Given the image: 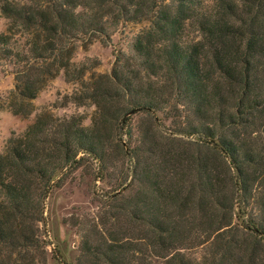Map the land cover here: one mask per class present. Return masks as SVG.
Instances as JSON below:
<instances>
[{
	"label": "trees",
	"instance_id": "obj_1",
	"mask_svg": "<svg viewBox=\"0 0 264 264\" xmlns=\"http://www.w3.org/2000/svg\"><path fill=\"white\" fill-rule=\"evenodd\" d=\"M0 14L21 99L61 71L94 105L89 125L44 113L6 139L0 264L42 257L44 199L83 156L102 169L131 159V191L107 195L109 218L82 234L75 264H264V0H0ZM141 20L108 73L71 61L74 41ZM137 112L147 126L124 145ZM156 113L183 125L159 136Z\"/></svg>",
	"mask_w": 264,
	"mask_h": 264
},
{
	"label": "rangeland",
	"instance_id": "obj_2",
	"mask_svg": "<svg viewBox=\"0 0 264 264\" xmlns=\"http://www.w3.org/2000/svg\"><path fill=\"white\" fill-rule=\"evenodd\" d=\"M5 23V18L0 14V31L4 30ZM148 24L147 20L122 21L108 29L107 37H84L74 41L71 61L80 63L88 59L98 62L86 72L85 77L91 73L106 74L115 56L130 54L133 37ZM15 71L12 63L0 59V152L8 137L21 133L40 114L46 113L57 118L76 116L81 118L82 125H89L94 105L89 100L76 101V97L83 92L77 82L65 81L59 71L38 86L34 98L21 99L14 92ZM13 109L20 113L14 114ZM182 120L156 113L155 128L158 135H168L175 131L177 123L183 125ZM146 126L145 114H133L129 124L121 129L120 142L129 146L136 145ZM128 130L131 137L127 135ZM161 140L165 147L173 148L177 145L169 139ZM131 164L132 160L128 158L122 163L113 159L111 165L102 169L98 161L83 156L78 165L68 170L60 185L53 187L44 199L42 221L36 228L37 236L42 241V257L36 253L35 264L76 263L82 234L90 231L93 225L101 231L102 221L109 218L107 195H127L131 191ZM252 210L256 211L254 207ZM0 252L6 256L5 251ZM11 257H16V253ZM41 260L42 263L39 262Z\"/></svg>",
	"mask_w": 264,
	"mask_h": 264
}]
</instances>
